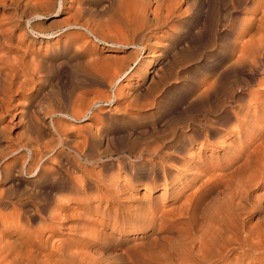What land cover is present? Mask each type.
Wrapping results in <instances>:
<instances>
[{
    "label": "rangeland",
    "instance_id": "rangeland-1",
    "mask_svg": "<svg viewBox=\"0 0 264 264\" xmlns=\"http://www.w3.org/2000/svg\"><path fill=\"white\" fill-rule=\"evenodd\" d=\"M238 1L186 0L164 24L139 29L150 35L141 64L115 81L136 47L102 40L130 37L137 8L148 3L152 11L155 0H63L61 11L42 9L36 20L49 37L26 33L20 9L0 0L1 212L41 210L32 225L50 224L53 239L88 258L120 249L136 258L151 255L166 219L190 197L213 187L208 205L234 192L233 170L264 136V49L253 78L239 59L243 46L264 44V1ZM79 110L87 111L81 119L62 114ZM206 124L214 132L238 126L228 135L208 132L202 144ZM36 166L39 176H27ZM23 231L7 230L1 240L21 246ZM109 240L117 252H103Z\"/></svg>",
    "mask_w": 264,
    "mask_h": 264
},
{
    "label": "bare ground",
    "instance_id": "bare-ground-1",
    "mask_svg": "<svg viewBox=\"0 0 264 264\" xmlns=\"http://www.w3.org/2000/svg\"><path fill=\"white\" fill-rule=\"evenodd\" d=\"M184 1L186 2V0H155V7L152 11H150L148 3L143 4V6L137 8L139 13L134 24H132L133 33L130 37L128 36L129 33H127V36L121 37L120 41L119 39H111L110 42L102 40V42L109 45L123 46L130 44L136 47L134 49L136 51L134 52L133 50L134 56L132 61L125 65L122 63V67H119L120 69L117 71L115 70V81H118L121 77L125 78L131 71L138 69L141 64V59L137 57L140 54V48H144L145 42L150 40V35L146 32L145 34H137V31L141 28L150 30L153 25L155 26L153 28H157L162 23L164 24L169 15ZM199 1L195 0L196 3ZM227 1L230 4L239 2L238 0ZM240 1H244V5L259 2V0ZM10 4L20 9L18 15L20 19H25L24 31L26 33L29 31L35 36L49 37L48 35L52 34L53 31L42 28V25L37 24L36 20L41 19L40 17L44 15L40 11L42 9H52V12H54L58 5L57 12L61 11L63 0H10ZM162 11H164L163 15H161ZM148 14H152L150 19L147 18ZM70 24L65 25L70 26ZM123 28H125L123 31L130 32L131 24L124 25ZM232 29L236 28L232 26ZM88 33L95 39H98L93 33L89 31ZM262 49H264V44L258 43L252 51L247 50L244 46L239 50V59H241L243 70L250 78H253L251 77L252 74L262 68L259 62ZM132 63H134L133 66H131ZM95 74L97 75V73ZM96 75L94 76L98 77ZM256 80V83L259 84L260 79L257 78ZM242 85L247 86L248 84L244 83ZM235 101H238L241 106L240 100ZM79 112L83 111L79 110ZM86 112H83L81 115L80 113L76 115L78 113L76 111L71 112V114L68 112H63L62 114L74 119H81ZM236 121L239 123L238 120ZM203 126L207 131L202 135L200 141L202 144L207 142L211 137L208 132L221 136L228 135L238 125L231 129H224V132H214L213 129H210L209 124ZM194 132L195 129L191 127V133L194 134ZM261 144L255 151L246 155V159L242 165L233 170V173L238 175L239 178L234 192L228 193L224 199L217 198L212 204L205 205V201L209 193H211L210 191L213 190V187H210L209 190H204V192L202 190L200 194L193 195L190 197L188 203L171 213L170 216L172 217L166 219L162 225V230L166 234L155 240L154 246L149 249L150 253L152 252L151 255L145 253L141 257L137 256L134 258L131 255L132 253L130 254V250L127 249H120L118 253L116 251L118 250V245L114 241L109 240L108 242H103V252L112 250L117 253L88 258L83 254H77L72 244H65L63 240L53 239L51 236L53 233H48L53 230L50 224L40 222L37 225H32L31 221L33 219L42 218L43 215L41 214L43 213L41 210L30 213L28 210L20 208V211L16 209L15 211L12 210V212L8 211L10 213L7 214L2 213L0 210V264H144L147 262L150 264H229L231 257H242L243 259H247V262L250 264H255L256 262L264 264V194L254 196L250 190V187L253 185L264 188V136L261 137ZM158 148L156 145L151 151L154 152ZM204 168L209 169L206 166ZM218 168L222 169L223 167L219 165ZM31 170L28 173L26 172V175L37 178L41 169L36 166ZM8 217L17 221L12 225L5 226L4 223ZM50 218L54 219L53 215ZM178 223L181 226L175 229ZM18 228L24 230L21 233V239L23 240L21 246L3 243L1 240L2 235H5L7 230L8 232H13L17 231ZM89 228L93 233L96 229V223H91ZM168 234L173 236V240H169ZM167 241V244L164 243Z\"/></svg>",
    "mask_w": 264,
    "mask_h": 264
}]
</instances>
